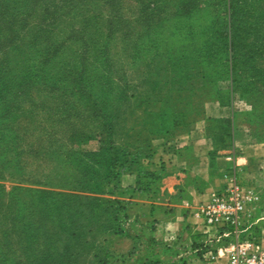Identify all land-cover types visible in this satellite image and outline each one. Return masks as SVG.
Segmentation results:
<instances>
[{
    "label": "rangeland",
    "instance_id": "1",
    "mask_svg": "<svg viewBox=\"0 0 264 264\" xmlns=\"http://www.w3.org/2000/svg\"><path fill=\"white\" fill-rule=\"evenodd\" d=\"M138 5L146 8L139 14L145 18L177 20L176 23L184 22V10L191 8L189 15L197 32L186 37L183 47L191 51V59L185 60L187 83L184 73H180L183 57L177 51L172 53L169 63L157 53L155 67L150 71L142 67V75L136 68L129 69L128 63L124 68L126 84L122 82V86L128 88V93L137 88L140 94L141 90L142 102H153L146 110L158 114L155 126L161 125L162 132L148 136L154 155L159 154L162 163L166 162L182 145L191 142V136L208 134L211 125L217 131L219 126L227 127L228 120L230 124H246L244 113L250 107L241 100L238 90L253 82L251 76L255 73L247 61L242 64L246 71L239 77L235 73L240 84L235 89L234 105L229 103L232 85L231 78L223 76L226 67L222 55L225 47L221 44L223 25L215 21L216 10L224 14L227 9L226 0H0V110L12 106L11 115L26 116L13 126L20 134L15 144L25 152L24 159L21 156L3 161L12 126L0 125V215L7 205L12 204L13 209L27 206L28 219L33 220L30 232L43 235L37 247L74 253V264L75 261L76 264H153L160 246L170 248L176 241L181 250L188 248L181 236L173 240L161 235L160 226L138 207V191L127 187L130 183L126 178L136 174H122L115 167L114 174L109 173L106 160L110 152L106 155L104 150L103 126L88 124L74 116L71 119L77 125L57 119L62 116L63 100L67 96L76 100L85 95L77 93V89L68 92L66 87L86 92L104 89L106 26L111 20H119L114 36H120L118 33L126 32L131 26L128 23H136L133 19L139 16L134 12ZM80 38L91 39V44ZM208 39L218 45L213 62L209 60L204 66L209 76L205 91L197 77H200L198 65L205 63L202 50ZM122 47L119 39L113 51L119 53ZM49 68L52 78L45 77ZM112 80L111 84L119 88L118 76ZM260 80L252 84L248 95L256 109L250 123L263 133L264 77ZM222 100L227 103L222 104ZM163 102L171 103L174 115L179 116L184 113L183 108H191L192 104L197 107L185 110L187 125L166 133L162 121L167 118L164 112L169 110L162 109ZM46 105L53 108L46 110ZM37 112L50 120L44 125L36 123ZM223 121L226 126L222 125ZM140 123H127V129L135 126L130 140L138 139ZM75 132L82 135L70 139ZM114 134L118 141L122 139L120 127ZM145 136L142 133L141 137ZM160 170L163 177L165 167L162 165ZM34 222L40 225L35 226ZM259 228L254 233L260 240Z\"/></svg>",
    "mask_w": 264,
    "mask_h": 264
},
{
    "label": "trees",
    "instance_id": "2",
    "mask_svg": "<svg viewBox=\"0 0 264 264\" xmlns=\"http://www.w3.org/2000/svg\"><path fill=\"white\" fill-rule=\"evenodd\" d=\"M235 3L239 4L236 5ZM148 5L147 7L151 10L152 8ZM226 8L224 14H219L216 10L215 21L223 25V29L221 30L223 40H221V44L225 47L222 55L225 56L226 60L223 76L231 78L232 85V94L228 102L234 105L235 89L239 88L240 84L238 77L245 73L246 70L242 68V64L247 61L249 63V69L255 73L251 76L253 82L247 83L240 89L241 91H238L240 92L241 100H244L250 107L244 113L247 125L254 135L264 138V132L257 131L250 123L251 116L256 109L248 95L252 89V84L260 79L262 81L264 77V0H226ZM142 10L145 12L146 8H139L138 5L134 12L139 15L142 13ZM184 11V22L180 21L178 23H176L177 20H175L176 22L161 21V19L154 20L155 18H145L143 15H139L136 17L137 19H133L136 22L135 24L128 23L131 26L127 28L126 32L118 33L120 36H114V34H117L116 26H120L119 20H111L110 25L108 24L106 26L104 38L105 59L104 69H102V71H105L104 89L98 91L91 89L86 92L79 90V88L72 87L68 89L66 87L68 92L69 90L77 89V93L85 95L79 96L76 100H71V97L67 96L63 100L64 108L61 109L62 116L59 115L57 117L59 119L58 122L71 125L78 124V122L71 119L74 116L85 119L88 124L97 125L98 123L103 126L104 133L106 132L104 150L106 155L107 152H110V157L107 156L106 160L109 173L114 174V170L112 169L115 167L116 169L119 168L122 174L126 172L136 174L138 179L136 186L132 189L137 191L152 188L162 178L161 171L153 172L150 170V159L154 155V150L148 137L162 132V127L160 128L161 125L159 124L155 126L156 123L154 120L158 114L146 110L150 108L149 105L153 102L149 100L142 102L141 90L140 94L137 93V88L131 93H128V88L122 86V82L126 84L124 68L128 63L129 69L136 68L138 74L142 75L141 71L144 70L142 67L150 71L151 68L155 67V62L159 55L169 63L172 53L177 51L183 57L181 60L183 72L180 73H184L185 82L187 83L189 79L186 76L185 60L187 58L191 59V51H185L183 47L186 43V37H192L193 34L197 35V32L195 31L193 19L190 16L191 8ZM124 25L125 23L122 26L123 29ZM133 28H137V30L129 31ZM119 39L123 47L119 53H115L113 49L117 47ZM78 40L87 41L88 44H91L89 42L91 39L88 38H80ZM125 41L126 44L123 43ZM217 45L213 39H208L203 45L202 52L205 63L198 65L200 67L198 76L200 77H197V81L199 79L202 82V89L205 91L206 81L208 82L209 76H207L204 66L209 60L213 62L216 52L215 47ZM86 51L87 49L82 52L83 56H86ZM125 53L126 55H124ZM150 57L152 58L149 59ZM146 60L149 62H146ZM236 72L238 77H235ZM115 76H118V82H121L118 86L119 88L111 84L113 82L112 78ZM45 77L52 78L50 68ZM218 78L222 77L218 75ZM225 103L227 101L222 100V104ZM160 106L164 110H169V112L162 111L167 116L165 121H162L164 124L163 129L166 133L172 132L173 129L179 126L187 125L189 120L188 116H186L187 111L185 110H192V108L197 107L195 104H192L191 108L189 106L185 107L182 111L184 113L179 116L174 115V107L171 103L166 104V102H163ZM52 108L51 106H45L46 110ZM11 109H14V107L8 106L3 111L0 110V125L9 124L12 126V129L9 128L11 129V140L4 146L6 151L4 152L3 161L5 159L17 160L21 156H23V159L25 158V152L20 146L15 144L20 134L17 130H13V126L21 122L26 116L22 118V115H11ZM37 114L34 121L40 125L42 123L44 125L50 120V117L42 118L39 112ZM130 121H141L140 125L142 126V130L137 135V140L134 138L130 140L132 138L129 137L130 133H133L135 127L133 126L131 129H127L126 125ZM225 121L222 122L224 126L227 125ZM228 122L229 125L227 127L223 128V126H219L217 131L215 129L213 130V125L210 128L208 127L210 130L208 135L213 138L216 147L227 148L232 144L239 124L235 122H231L230 124V120ZM119 127L123 135L121 134L122 139L118 141L114 133ZM142 133H146L147 137L142 138ZM80 135H82L81 132H75L70 135V139L78 138ZM147 149H149L148 152L146 151ZM146 161L150 162L145 163ZM9 167L11 169L15 166ZM32 222L33 220L28 219L27 206L22 205L14 209L12 204L6 206V211L0 215V264H74L72 260V257L75 255L74 253L37 247L40 244L38 240L41 241L43 235L40 232L35 235L30 232L29 227ZM34 223L35 226L40 225L38 222ZM4 227H6L5 230L2 229Z\"/></svg>",
    "mask_w": 264,
    "mask_h": 264
},
{
    "label": "crops",
    "instance_id": "3",
    "mask_svg": "<svg viewBox=\"0 0 264 264\" xmlns=\"http://www.w3.org/2000/svg\"><path fill=\"white\" fill-rule=\"evenodd\" d=\"M238 126L227 148L216 147L212 137L200 133L170 155L171 160L162 163L159 154L150 159V170L160 172L163 165L166 174L152 188L138 191V207L160 226L161 235L168 239L181 236L188 246L181 250L174 241L170 248L158 247L153 264H227L226 258L209 262L202 257L203 239L195 227L202 223L199 208L228 182L231 170H237L261 193L257 217L264 246V138L254 135L247 123ZM126 178L127 187L136 186L137 175Z\"/></svg>",
    "mask_w": 264,
    "mask_h": 264
},
{
    "label": "built area",
    "instance_id": "4",
    "mask_svg": "<svg viewBox=\"0 0 264 264\" xmlns=\"http://www.w3.org/2000/svg\"><path fill=\"white\" fill-rule=\"evenodd\" d=\"M261 201L258 188L231 170L228 182L199 208L202 223L195 229L203 239L202 257L209 262L226 258L227 264H264V246L254 233Z\"/></svg>",
    "mask_w": 264,
    "mask_h": 264
}]
</instances>
